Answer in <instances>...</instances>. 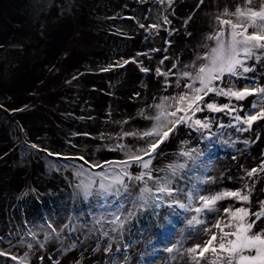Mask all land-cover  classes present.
<instances>
[{"label": "rangeland", "instance_id": "obj_1", "mask_svg": "<svg viewBox=\"0 0 264 264\" xmlns=\"http://www.w3.org/2000/svg\"><path fill=\"white\" fill-rule=\"evenodd\" d=\"M198 2L171 0L169 5V0H0V250L10 251L20 260L26 257L28 264H56L71 253H76L77 258H69L65 264H111L114 256L123 257L127 244L131 245L127 264H149L153 260L162 264L166 251L145 256L152 248L149 239L156 240L160 234L155 226L158 221L167 217L175 224L170 235L173 243L180 242V249L189 237H196L203 224L184 231L185 217L195 213L175 209L181 214L169 215L173 209L167 203L156 208V201L148 193L144 194L147 204L141 207V188L147 185L154 190L157 184L147 177L142 183L126 176L123 179L131 195L125 200V207L135 215L122 237L116 233L111 234L115 239L103 237L95 220L105 209L99 207L103 201L95 189L101 182L100 174L104 175L103 182L109 183L123 170L125 161L129 165L126 171L133 177L144 171L129 157L157 139L141 138L139 134L151 131L157 123L151 117L161 113L158 97L149 94L150 84L155 83L158 89L157 81L164 79L167 86L170 84L172 66L164 78L156 70L166 67L164 62L168 59L164 58L173 52L172 36L177 37L187 31L189 24L196 23H205L215 32V17L225 7L234 10L240 0H204L197 8ZM64 59L72 60L65 63ZM142 67L149 71H141ZM246 75L249 80L233 82L238 87L264 86V67L257 64L256 71ZM127 83L136 90L134 102L129 100L125 105ZM187 91L182 89L175 97ZM209 96L204 100L208 101ZM256 99L248 96L240 101L232 99L229 104L255 112L250 102ZM173 104L174 101L166 103L163 112L174 111L168 107ZM225 113L228 112L199 111L190 117L189 122L207 119V130L196 131L189 123L176 122L153 154L149 166L153 176L165 177L170 164L185 162L186 158L180 156L182 150H196L192 152L194 158L197 153L202 154L197 161L199 167L193 168L189 160L188 167L173 177L172 187L184 191L196 183L197 177L208 178L222 162L240 161V155L248 157L247 171L259 169L264 163V120L243 131L244 136L231 126L220 127L232 125ZM162 119L167 124L176 118L163 115ZM188 168L192 171L188 172ZM238 178L248 182L245 194L249 198L257 191L264 193V172L248 181L243 171ZM90 181H95L93 195L85 198L81 185ZM205 186L197 184L202 194ZM262 193L249 200L251 211L259 210L264 201ZM224 200L234 206L235 198ZM232 205L202 214L211 232H218L213 227L217 222L231 219L223 209H235ZM73 227L75 230H71ZM198 238L195 245L209 236ZM109 244L112 252H105ZM117 247L121 248L120 253L115 252ZM210 255L205 253L206 257ZM172 256L177 253H171L170 259ZM0 261L17 264L6 257H0ZM186 261L192 264L190 256L181 264ZM201 264L207 261L202 260Z\"/></svg>", "mask_w": 264, "mask_h": 264}, {"label": "snow or ice", "instance_id": "obj_2", "mask_svg": "<svg viewBox=\"0 0 264 264\" xmlns=\"http://www.w3.org/2000/svg\"><path fill=\"white\" fill-rule=\"evenodd\" d=\"M203 3L204 0H199L196 7L199 8ZM169 5H171V0H169ZM191 18L189 16L188 19L191 20ZM215 19L218 27L213 34L208 35L206 38L214 43L212 45H201L206 51L202 54L198 53L196 61L184 65L185 68H190L191 71H184L179 74L176 86H181L180 80L190 81V83L186 82L183 84V87L188 89V91L176 97L164 98L161 104L157 105L161 109V113L155 117H151V119L157 121L153 129L139 134L141 138L157 137L154 142H150L148 148L141 149L136 155L129 157V160L136 162L144 171L133 177L126 171L129 165L125 161L123 162V170L111 178L109 183L105 184L103 182L104 175L100 174L101 182L98 188L95 189V194L99 200L103 201L99 207L104 208L105 211L95 220V226L103 237L110 240L115 239L111 235L112 233H116L122 237L123 233L127 231L125 226L135 215L134 211L128 210L125 207V200L131 195L128 185L123 179L125 176L129 180L135 179L142 183L145 177L148 180H155L157 187L154 190L147 185L141 188V195L138 197L142 201L141 207L147 204L144 194L148 193L156 201V208L167 203V207L173 209V212L169 215L179 216L181 214L176 212L175 209H180L183 213H195L190 218L185 217L187 228L184 231H189L202 225L204 223L202 214L217 211L215 205L220 200L231 197L245 203L250 202L249 195L242 194L239 191L216 192L213 195H203V190L199 189L197 184L211 183L213 182L211 177H197L196 183H193L187 191L172 187L174 183L173 177H176L178 172H183L188 167L187 161H192L193 168L199 167L197 161L202 154L197 153V156L194 158L192 152L196 150H182L180 156L186 158L185 162L170 164L168 166V175L165 177H154L152 169L149 167L154 158L153 154L156 153L159 144L168 138L176 122L189 123V126H194L196 131H200L201 129L207 130L210 128V123L207 119H196L189 122L190 117L195 112L207 109L210 112L226 111L238 113L244 110L242 108L237 109L234 105L221 106L214 102H209L211 100L209 94L224 96L229 100L235 99L236 101L244 100L248 96H255L257 98L250 102L251 107L256 109L255 112H245L243 116L235 114L232 116V119L236 122L235 125H220V127L232 126L236 127L237 131L243 132L251 129L253 123L264 120V86L246 84L238 87L233 82L234 80H249L250 77L246 74L254 73L257 64L264 67V0H240L239 3L234 5V10H229V8L225 7ZM185 23L187 24L188 21L186 20ZM141 27L144 26L141 25ZM164 59L168 58L165 57ZM250 60L254 61V63L249 64ZM199 61H202V63H199ZM124 63H128V61ZM172 68H176V64H173ZM141 71L147 72L149 69L142 67ZM156 71L158 75L168 76V73H162L159 68ZM206 96H209V101L204 100ZM169 99L173 100L174 104L168 105V107H173L174 111L164 113L163 109ZM185 105H187L186 108ZM181 111L185 115L177 116L176 113ZM163 115L172 116L176 119L170 120L165 124L162 119ZM239 125H247L248 127H238ZM125 134L137 135V133ZM144 157H148V159ZM191 171L192 168H188V172ZM258 172H264V163L260 165L259 169L253 168L248 171L247 175L253 177ZM94 183L95 181H90L88 184L81 185L85 198L93 195L92 185ZM109 197H113V199L109 200ZM165 197L167 201H165ZM223 211L229 214L231 219L217 222L213 227L218 229V232H211L207 227L198 229V231L207 234L209 239L203 243H196L195 247H189L184 252H181L178 247L179 241L176 243L172 242L170 233L174 232L175 224L171 219L165 217L162 222L158 221L155 226L160 230V234L156 240L149 239L148 243L152 245V248L149 252L145 253V256L154 257L158 252L166 251L170 254L176 252L181 256L187 254L191 257L192 264H201L202 260L207 261V264H264V201L260 202V208L257 211L244 208L236 209L235 211L223 209ZM125 213L127 214L125 215ZM236 213H242L243 215L237 217ZM251 217H254V219ZM48 227L52 228V224H48ZM64 227L68 228L69 225H64ZM71 230H75V228L73 227ZM55 231L56 229H53V232ZM33 238H35L34 235ZM47 238L45 237V239ZM28 247L31 248V245L29 244ZM129 247L131 245H124L123 257L114 256L111 264H127L129 260L127 254ZM104 251L112 252L111 244ZM115 252L120 253L121 248L117 247ZM205 253H210V257H206ZM0 257L16 261L17 264H28L26 257L24 260H20L18 257L11 255L10 251L0 250ZM141 259L143 260V257ZM171 259L175 260L176 257L172 256ZM0 264H4V261H0ZM149 264H155V261H149ZM185 264H188V262L186 261Z\"/></svg>", "mask_w": 264, "mask_h": 264}, {"label": "bare ground", "instance_id": "obj_3", "mask_svg": "<svg viewBox=\"0 0 264 264\" xmlns=\"http://www.w3.org/2000/svg\"><path fill=\"white\" fill-rule=\"evenodd\" d=\"M205 3H207V2H205ZM198 13L199 12L195 13L193 18H195ZM207 28H208L207 24H205V23L204 24L203 23H200V24L196 23V24H192V25L189 24L186 27L187 31H182L181 33L178 34L177 37L172 36L171 39L174 41V44L172 45L173 46V52L170 53L168 61L164 62V64L167 63L165 65L166 67H164V68L159 67L160 71L162 73H167L169 71V69L171 68V66L173 64H176V68L172 69L173 71L171 70L172 74H171L170 78L168 79V81H170V84H169V86H167L163 82L164 79H162L160 82H158V81L156 82L159 86V89L156 87L155 83L150 84L151 88H150L149 94L151 96L156 95L158 97V99H157L158 105L161 104V102L164 100V98L175 97L176 93L182 91V89H186L183 87V82H182L183 80L179 81L180 85H181L180 87L176 86L178 79H179V74L181 72H184V71H191L190 68H185L184 65H188V64H191L193 61H196L197 54L198 53L202 54L206 51V49L202 48L201 45H203V44L212 45L214 43L213 41H209L206 39L208 35L214 33V30H211L212 28L211 29L208 28L209 30H205ZM70 60H72V59H66V60L64 59V62L68 63ZM199 63H202V61H199ZM160 78H164V76L162 75ZM163 84L166 85L165 86L166 88L164 91L161 90V88L164 86ZM128 85H129V83L126 84V89L124 90V92L126 94L125 100H124L125 105L128 103L129 100H132L131 104L135 100V99H133V97L135 96V90L136 89L133 87L130 88V86L128 87ZM145 89H148V88H145ZM210 96H211V100L210 101L208 100L209 102H214V103L221 105V106L222 105H230L229 101H231V100H229L227 97H224V96L221 97L220 102L217 103L216 101L218 99V96H214V95H210ZM214 97H216V99H213ZM208 99H209V97H208ZM169 102L172 103L173 100L169 99L166 103H169ZM203 111H205V113H207V114H213V112H210L207 109H204ZM245 112L246 111L243 110V111H241V113L239 115L243 116V115H245ZM235 114H237V113H229V112L225 113V115L227 117H229L228 120H230L232 122V125H235L234 124L235 120L232 119V116ZM254 125H256V122L253 123L252 126H254ZM242 126H245V125H242ZM231 128L234 131H237L236 127L231 126ZM242 134L245 136L244 132H242ZM129 146H131V145H129ZM246 159H248V157L246 155L245 156L240 155V157H239L240 161H235L233 159H230L228 161L222 162L221 163L222 165H218L214 169L212 174L209 176L212 178L213 182L206 184L205 189H204L205 191H204L203 195H206V196L207 195H213L216 192H225V191H233V192L239 191L242 194H245V189H246L245 187L248 184V182L245 181L244 179H239L238 175L244 171L246 180L250 181L251 177H249L247 175L248 171H247V169H245L248 165L247 164L248 161H245ZM261 193H262L261 191H257V192H255L254 196H251V198H253V197L258 198L261 195ZM262 194H264V193H262ZM251 198H249V200H251ZM253 200L254 199H252L251 201H253ZM224 203H228V202L224 199L220 200L216 203L215 207L216 208H218L219 206L229 207L232 205V204L229 205V203L225 205ZM250 207H251V203H244L243 201L241 202V200H237V199L234 200V206L232 205V208H235V209H233V211H235L236 209H241V208L249 209ZM242 215H243L242 213H236L237 217H240ZM251 218L254 219V217H251ZM208 225H209V222L205 221L202 226L198 227V229L204 228V227L208 228ZM196 233H197L196 237H193V238L189 237V239H187L185 241V243L182 244V247L180 249L181 252H184V250H186L189 247H195V244L193 243V242H195V239L197 238V240H198L199 239L198 237L200 235H205L204 232H202V231H198ZM77 256L78 255L76 253H71L68 256L66 255L65 257L61 258V260L58 264H65L69 258L76 259ZM169 256H170V253L166 252L163 255V257L161 258V263L162 264H166V263L181 264L182 263L181 261L185 260L188 257L187 254H185L183 256L177 254L176 259L173 260V259H170Z\"/></svg>", "mask_w": 264, "mask_h": 264}]
</instances>
